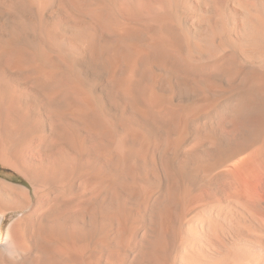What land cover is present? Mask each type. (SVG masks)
I'll return each mask as SVG.
<instances>
[{"label":"bare ground","instance_id":"6f19581e","mask_svg":"<svg viewBox=\"0 0 264 264\" xmlns=\"http://www.w3.org/2000/svg\"><path fill=\"white\" fill-rule=\"evenodd\" d=\"M9 2L0 264H264V0Z\"/></svg>","mask_w":264,"mask_h":264},{"label":"rangeland","instance_id":"374dc122","mask_svg":"<svg viewBox=\"0 0 264 264\" xmlns=\"http://www.w3.org/2000/svg\"><path fill=\"white\" fill-rule=\"evenodd\" d=\"M8 1V2H7ZM10 0H0V8H3V9H12V10H8L6 13H9L11 14L10 12H12L11 17L9 15V19H12L10 21H13V20H16L18 22H26L28 21V18L30 15H29V12L28 11H23V9H19L17 10V8H11L10 6ZM4 6V7H3ZM6 7V8H5ZM5 10V11H6ZM17 10V11H16ZM14 11V12H13ZM26 12V13H25ZM28 12V14H27ZM9 21L8 17H5V20ZM62 19H64V17L62 16ZM9 21V22H10ZM18 80L15 79L16 83L20 84V86L22 85V78H17ZM23 87V86H22ZM0 179L2 180H5L6 182L10 183V184H13V185H17V186H29V183L25 180V178L18 172L16 171L15 169L9 167V166H6L4 164H2L0 162ZM16 212L13 211V210H8V211H5V216H4V225L0 231V242H3L4 240V237H5V228L7 226V224L13 220L16 216Z\"/></svg>","mask_w":264,"mask_h":264}]
</instances>
